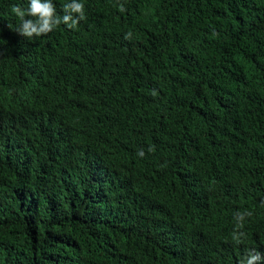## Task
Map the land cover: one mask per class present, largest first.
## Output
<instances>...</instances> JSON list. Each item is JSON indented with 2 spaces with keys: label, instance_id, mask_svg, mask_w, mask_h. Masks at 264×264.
<instances>
[{
  "label": "trees",
  "instance_id": "16d2710c",
  "mask_svg": "<svg viewBox=\"0 0 264 264\" xmlns=\"http://www.w3.org/2000/svg\"><path fill=\"white\" fill-rule=\"evenodd\" d=\"M79 2L28 40L0 0V264L264 257V0Z\"/></svg>",
  "mask_w": 264,
  "mask_h": 264
},
{
  "label": "clouds",
  "instance_id": "9594fccd",
  "mask_svg": "<svg viewBox=\"0 0 264 264\" xmlns=\"http://www.w3.org/2000/svg\"><path fill=\"white\" fill-rule=\"evenodd\" d=\"M118 10L125 12L126 8L121 3ZM11 11L19 20L16 33L28 40L48 36L60 25L66 26L69 30H75L81 21L86 20L85 6L79 0H70V2L64 3L62 5L63 15L57 14L53 0H28L26 8L13 5ZM131 38L132 33L128 32L125 39L130 40ZM153 94L155 95V92ZM148 151L153 152L154 148L149 147ZM137 155L143 158L145 153L143 150H139ZM251 215L252 213L247 210L234 213L235 228L231 235L235 244H242L247 238L242 229L245 219ZM239 264H264V257L254 249H250L240 259Z\"/></svg>",
  "mask_w": 264,
  "mask_h": 264
}]
</instances>
